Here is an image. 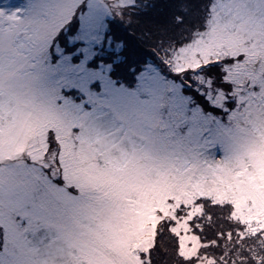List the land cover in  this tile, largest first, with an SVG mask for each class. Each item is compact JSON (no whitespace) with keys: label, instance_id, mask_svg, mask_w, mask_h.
I'll list each match as a JSON object with an SVG mask.
<instances>
[{"label":"rangeland","instance_id":"1","mask_svg":"<svg viewBox=\"0 0 264 264\" xmlns=\"http://www.w3.org/2000/svg\"><path fill=\"white\" fill-rule=\"evenodd\" d=\"M40 2L0 0V48L17 32L28 34L4 75L17 87L0 128V264H143L139 250L152 243L163 218L157 209L166 217L181 203L199 211L194 202L202 196L235 204L232 218L258 231L257 218L264 225V111L235 112L228 123L227 109L214 107L224 106V93L211 100L224 82L219 86L203 73L193 74L192 84L199 80L198 89L213 107L206 113V101L194 104L182 91L185 76L167 63L166 75L147 67L139 77L165 88L189 117L211 125L212 134H182L143 99L85 108L61 91L60 68L64 62L83 65L75 75L95 73L132 91L111 78L110 66L90 65L104 45L107 21L131 0H78L81 7L61 27L59 18L37 23L29 13L23 20L7 19ZM56 30L52 63L47 49ZM86 35L91 39L84 43ZM241 52L264 61V20L213 25L168 61L182 71ZM226 67L225 78L237 85L234 95L246 92L247 80L255 77L239 71L241 64ZM235 105L231 100L229 107Z\"/></svg>","mask_w":264,"mask_h":264},{"label":"snow or ice","instance_id":"2","mask_svg":"<svg viewBox=\"0 0 264 264\" xmlns=\"http://www.w3.org/2000/svg\"><path fill=\"white\" fill-rule=\"evenodd\" d=\"M80 7L81 4L78 0H74V2L72 0H41L29 10L16 9L7 19L9 21L17 18L23 20V14L29 13L37 23H53L59 18L61 20L59 27H61L64 22L75 15L76 10ZM184 11L188 14L197 13L199 11L197 0H188ZM3 12L4 10L0 9V16ZM206 12L208 14L204 16L200 26L197 28L193 25V34L190 38L179 42L173 51L165 53L166 56L172 57L174 53L180 52V49L184 48L186 44H191L193 39L205 37L213 25L264 20V4H261L260 0H211ZM187 21L188 15L182 14L177 17L178 25H184ZM56 34L57 30L51 37V43L47 49L52 63L57 61L53 50ZM27 39V32H17L11 41L6 42V46L0 48V128L4 127L5 114L10 110L11 90L17 87L12 79H5L4 75L14 67L20 45ZM90 39L91 36L86 35L84 43ZM247 55V53L241 52L237 56H224L222 60L212 59L206 64L202 63L199 68H184L182 71L175 69L176 62L174 60L171 62L167 60L166 63L178 76L183 74L190 80L193 74L199 76L209 66L218 69V78L222 79L224 83L218 92L213 90L211 100L215 101V97L221 91L224 93V106L215 102L214 107L227 109L228 123H230L235 112L264 111V80L261 79L264 78V61L260 59L248 60ZM197 56L199 58V53ZM238 64L242 65L239 71L246 75L250 73L255 78L247 80L246 92L241 91L239 95H234L237 85L234 80L225 78L230 71V68L226 66ZM82 67L83 65L80 66V68ZM80 68L70 62H64L62 71L60 68V74L65 78L61 91L66 96L81 101L85 108L91 109L96 105L104 108L127 102L129 98L143 99L159 113L162 119L166 118L169 122H173V126L178 127L179 131L188 137L202 139L206 130L211 134L214 131L211 125H205L198 115L189 117L188 113L177 104V101L171 98L166 89L149 76L137 77L130 86L133 90L125 92L117 86H113L107 78L95 73L75 75L80 72ZM110 75H115V73H110ZM195 82L199 83V80ZM205 86L210 85L205 84ZM233 99L236 100V105L229 107L230 101ZM169 203L174 205L175 202L170 200ZM194 204L199 207V211L194 209L193 204L181 203L175 206L174 210L169 209L170 217L164 216V213L157 209V215L163 218L157 223L152 243L139 250L143 264H155V253L160 242L164 240H167V246L174 250V264H235V260L238 258L237 253L240 264H246L245 254L251 264H264V260L258 259L264 253V225L260 224L259 218L255 222L258 231L250 235H242L248 227L242 219H230L229 224L232 226L226 230L217 222L225 218L224 209L228 210L229 217H233L235 204L231 202L217 203L213 197L205 196L199 197ZM233 242H236L235 247H233ZM257 249H259L257 256L253 258L252 251Z\"/></svg>","mask_w":264,"mask_h":264},{"label":"trees","instance_id":"3","mask_svg":"<svg viewBox=\"0 0 264 264\" xmlns=\"http://www.w3.org/2000/svg\"><path fill=\"white\" fill-rule=\"evenodd\" d=\"M187 2L188 0H131L130 5L121 8L115 17L107 21L104 45L94 56L90 65L95 68L101 65L110 66V73H115V75H110L111 78L117 84H124L128 87L147 67H155L166 75L168 70L164 65L166 60L172 57L166 56L165 53L173 51L179 42L190 38L193 34V25L198 28L204 16L208 14L206 9L211 0H197L199 11L195 14H188L184 11ZM182 14L188 15V21L184 25H178L177 17ZM61 35L66 37L67 34L63 32ZM108 40L111 42V49L106 48ZM71 50L74 51L72 48ZM203 74L206 79L215 81L219 86L223 81L218 78V69L211 66L204 70ZM191 80L187 76L181 79L183 93L190 96L197 105L202 104L200 98H203L206 101L207 110L205 112H212L213 107L207 102L205 94L198 89L199 83L193 85ZM176 81L180 80L176 79ZM224 217L223 220L217 222L226 230L232 226L229 220L233 218L228 216L227 209H224ZM251 233L253 232L248 226L242 235ZM235 243L233 242V247ZM167 244V240L160 242L155 253V264H174V250ZM257 251L259 249L252 251L253 258H256ZM237 256L235 264H240L238 253ZM258 259L264 260V253ZM245 260L246 264H251V261L247 259V254H245Z\"/></svg>","mask_w":264,"mask_h":264}]
</instances>
